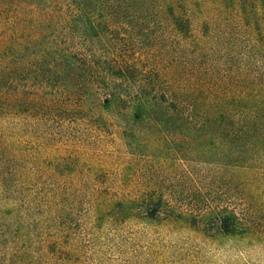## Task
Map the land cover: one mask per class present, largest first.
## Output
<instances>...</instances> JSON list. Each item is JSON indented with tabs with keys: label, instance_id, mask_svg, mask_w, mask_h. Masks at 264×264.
Listing matches in <instances>:
<instances>
[{
	"label": "trees",
	"instance_id": "16d2710c",
	"mask_svg": "<svg viewBox=\"0 0 264 264\" xmlns=\"http://www.w3.org/2000/svg\"><path fill=\"white\" fill-rule=\"evenodd\" d=\"M92 153L106 209L264 245V0H0V264H77L17 195Z\"/></svg>",
	"mask_w": 264,
	"mask_h": 264
},
{
	"label": "rangeland",
	"instance_id": "374dc122",
	"mask_svg": "<svg viewBox=\"0 0 264 264\" xmlns=\"http://www.w3.org/2000/svg\"><path fill=\"white\" fill-rule=\"evenodd\" d=\"M111 140L105 148L111 146L118 154L123 153L126 162L122 138L114 133ZM96 154L80 163L74 180L64 177L55 186L45 178L39 186L32 180L26 196L17 195V217L25 216L27 232L39 234L33 224L44 210V205L35 203L33 195L42 186L48 191L55 187L51 212L57 219L63 248L74 254L77 264H264V245L256 241L207 236L186 223L153 220L137 213V218H128L121 207L106 209L116 198L117 187L113 183L118 175L107 169L92 179L90 166L102 158ZM119 167L120 164L116 169ZM98 209L101 211L96 215L94 210ZM30 242L34 246L33 237Z\"/></svg>",
	"mask_w": 264,
	"mask_h": 264
}]
</instances>
